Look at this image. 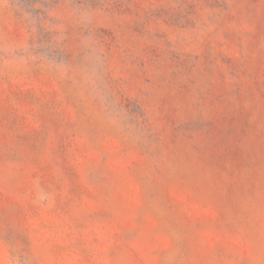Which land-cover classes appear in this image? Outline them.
<instances>
[{
    "label": "rangeland",
    "instance_id": "rangeland-1",
    "mask_svg": "<svg viewBox=\"0 0 264 264\" xmlns=\"http://www.w3.org/2000/svg\"><path fill=\"white\" fill-rule=\"evenodd\" d=\"M0 264H264V0H0Z\"/></svg>",
    "mask_w": 264,
    "mask_h": 264
}]
</instances>
